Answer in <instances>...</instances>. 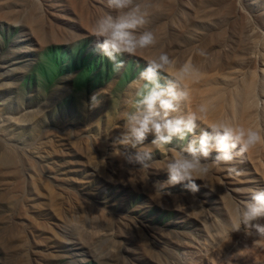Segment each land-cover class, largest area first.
Wrapping results in <instances>:
<instances>
[{"label":"rangeland","instance_id":"374dc122","mask_svg":"<svg viewBox=\"0 0 264 264\" xmlns=\"http://www.w3.org/2000/svg\"><path fill=\"white\" fill-rule=\"evenodd\" d=\"M156 2L145 26L156 45L125 54L117 73L92 31L113 11L107 0H0V264L253 263L243 244L258 235L233 224L247 190L264 187V142L213 165L195 193L153 188L167 180L170 149L187 141L154 149L162 162L142 172L114 142L140 86L132 82L161 52L175 62L168 77L193 68L183 80L190 100L174 115L206 104L202 128L264 134V0ZM97 93L99 105L86 107Z\"/></svg>","mask_w":264,"mask_h":264},{"label":"clouds","instance_id":"9594fccd","mask_svg":"<svg viewBox=\"0 0 264 264\" xmlns=\"http://www.w3.org/2000/svg\"><path fill=\"white\" fill-rule=\"evenodd\" d=\"M107 5L112 13L99 16L92 31L98 40L97 51L111 63L112 72L118 73L126 66L122 59L125 54L136 55L156 45L155 31L145 26L149 10L159 5L156 0H107ZM174 63L166 52L146 60L137 80L132 82L140 86L136 89L132 110L124 114L123 131L116 137L114 148L127 164H139L142 172L162 162L154 158V149L161 150L174 139L187 141L179 150L170 149L174 154L167 158L164 168L167 180L154 182L153 188L156 193H164L170 186L184 184L195 193L199 191L196 180L207 176L213 165L228 164L237 157H244L264 142V134L227 122L210 123L202 128L200 124L208 113L206 104H200L195 111L174 115L190 100V91L183 80L193 71L190 64H185L178 76L168 77L166 73ZM99 95L94 94L86 107L98 106ZM150 134L154 139L151 146H145ZM120 146L131 147L135 152H122ZM229 172L240 174L235 168ZM247 192L249 198L238 206L233 228L237 232L243 229L249 236L256 234L260 237L256 244L264 243V224L258 222L264 218V187Z\"/></svg>","mask_w":264,"mask_h":264},{"label":"bare ground","instance_id":"6f19581e","mask_svg":"<svg viewBox=\"0 0 264 264\" xmlns=\"http://www.w3.org/2000/svg\"><path fill=\"white\" fill-rule=\"evenodd\" d=\"M4 156H6V155H4ZM9 161H14V160H12V158L11 157H8V156H6L4 159H2V162H9ZM246 236V235H245ZM256 238H259L258 236H256L255 237V239H252V236H251V239H248V237H247V239H245V245L243 244V246L246 248V252H245V254H246V257L248 258V259H250V260H247V261H249V263L250 262H253V263H251V264H264V243H257L256 244V242L260 239H256ZM236 239V238H235ZM241 241V240H240ZM240 241L238 242V243H240ZM227 244V243H226ZM232 246V245H231ZM233 247V246H232ZM230 248V247H229ZM227 250H228V248H227ZM219 251V250H218ZM218 251H216V252H218ZM221 251H219L218 253H220ZM221 254V253H220ZM220 254H219V256H220ZM214 255V254H213ZM217 257H218V254L216 255ZM244 257V256H243ZM212 258V257H211ZM214 258V257H213ZM219 258V257H218ZM242 258V257H241ZM216 259V258H215ZM209 260H211V259H209ZM222 260V259H221ZM211 261H213V259L211 260ZM210 261V262H211ZM223 261V260H222ZM209 262V263H210ZM215 262H216V260H215ZM224 262V261H223ZM213 262H211L210 264H212ZM222 263V262H221ZM220 263V264H221ZM215 264H217V263H215ZM223 264V263H222ZM230 264V263H229ZM232 264V263H231ZM247 264V263H246Z\"/></svg>","mask_w":264,"mask_h":264}]
</instances>
